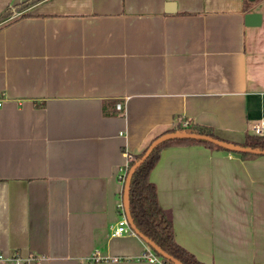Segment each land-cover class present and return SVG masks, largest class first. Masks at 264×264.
<instances>
[{"label": "crops", "instance_id": "crops-1", "mask_svg": "<svg viewBox=\"0 0 264 264\" xmlns=\"http://www.w3.org/2000/svg\"><path fill=\"white\" fill-rule=\"evenodd\" d=\"M23 14L0 22V253L152 264L138 235L109 234L119 175L177 121L242 143L264 119V0H39ZM149 178L196 259L264 264V154L169 143Z\"/></svg>", "mask_w": 264, "mask_h": 264}, {"label": "trees", "instance_id": "trees-1", "mask_svg": "<svg viewBox=\"0 0 264 264\" xmlns=\"http://www.w3.org/2000/svg\"><path fill=\"white\" fill-rule=\"evenodd\" d=\"M37 1L39 0H25L16 4L15 6L18 9H25L26 7L34 4ZM11 10V8H7L6 10H4L3 13L0 14V20L7 17L10 14ZM176 124L178 125L180 123L178 122ZM169 131L197 132L208 134L221 139L214 134L213 130L209 126L196 124L190 121H187L185 126H173L163 131L162 133ZM169 143H201L210 148L223 150L215 144L195 139H168L155 145L148 156L144 159V161L141 162L138 167L132 172V175L130 177L128 188V203L131 218L136 228L141 233L152 240L166 253L177 258L183 264H210L201 262L200 260L196 259L190 252H188L175 241L173 237L171 220L159 206L155 184L149 178V174L152 168L155 166L156 162L159 159L161 149ZM237 144L254 149H264V136L246 134L243 142ZM145 149L146 147L140 153L128 156L127 163L124 168L125 174L127 173L130 166H132L134 162H136L142 156ZM237 153H239L242 157L250 154L248 152ZM122 211L123 208L122 205H120L119 212L121 213ZM166 261L168 262V264H173L171 261Z\"/></svg>", "mask_w": 264, "mask_h": 264}, {"label": "water", "instance_id": "water-1", "mask_svg": "<svg viewBox=\"0 0 264 264\" xmlns=\"http://www.w3.org/2000/svg\"><path fill=\"white\" fill-rule=\"evenodd\" d=\"M261 15L259 12H246L244 14V23L246 25H259L260 24ZM195 139L199 141L209 142L212 144L217 145L218 147L222 148L223 150L229 151V152H248V153H254V154H264V149H254L250 147H246L237 143H233L230 141H226L223 139H219L216 137H213L208 134L203 133H197V132H185V131H169L164 132L162 134L157 135L146 147L144 153L142 156L134 162L132 166L128 169L125 179L123 182V192H122V206H123V212L126 218V221L129 225V227L134 231L136 235H138L140 238H142L150 248H152L159 256H161L163 259L171 261L173 264H183L181 261H179L177 258L173 257L172 255L166 253L164 250H162L157 244H155L152 240H150L148 237H146L143 233H141L135 226L131 215L129 211V203H128V188H129V182L130 177L132 175V172L138 167V165L144 161V159L148 156L150 151L153 149L155 145L158 143L168 140V139Z\"/></svg>", "mask_w": 264, "mask_h": 264}, {"label": "built area", "instance_id": "built-area-1", "mask_svg": "<svg viewBox=\"0 0 264 264\" xmlns=\"http://www.w3.org/2000/svg\"><path fill=\"white\" fill-rule=\"evenodd\" d=\"M116 106L118 109H122V104L120 102L116 103ZM178 123V121L176 122ZM175 123V125H176ZM183 125L186 124V122H181ZM251 134L253 135H257V136H264V119H261L257 122H255L252 127H251ZM125 173L124 171L122 172L121 175H119V178L121 179V182L124 181L125 179ZM121 204H119L120 206ZM109 234L111 236H120L122 234H128V235H132L135 234L134 231L129 227L125 215L122 214L120 216V218L118 219L117 223L114 226L110 227V232ZM36 259H40L37 256H28L27 258H22L18 255H10V256H6L2 253H0V261H7L10 264H30L31 261L36 260ZM102 259H109L106 257H101L99 256L96 251L95 253H92V255L90 256V262H98L99 260ZM113 259H117V258H113ZM139 259H144L147 260L148 262L152 263V264H168V262L163 259L161 256H159L152 248H150L149 246H147L139 255Z\"/></svg>", "mask_w": 264, "mask_h": 264}, {"label": "rangeland", "instance_id": "rangeland-1", "mask_svg": "<svg viewBox=\"0 0 264 264\" xmlns=\"http://www.w3.org/2000/svg\"><path fill=\"white\" fill-rule=\"evenodd\" d=\"M12 10H11V12H10V14L7 16V17H5V18H3V19H1L0 20V22L2 21V20H6V19H9V18H12V17H15V16H19V15H23V10L24 9H18L16 6L14 7L13 6V8H11ZM180 124H178V125H181V126H185L186 124H182L181 122H179ZM177 125V124H176ZM175 125V127H177Z\"/></svg>", "mask_w": 264, "mask_h": 264}]
</instances>
